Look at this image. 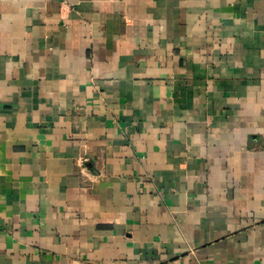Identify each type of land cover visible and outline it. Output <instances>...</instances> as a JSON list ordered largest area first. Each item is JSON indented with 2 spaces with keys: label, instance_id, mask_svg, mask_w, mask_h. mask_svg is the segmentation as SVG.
Returning a JSON list of instances; mask_svg holds the SVG:
<instances>
[{
  "label": "crops",
  "instance_id": "obj_1",
  "mask_svg": "<svg viewBox=\"0 0 264 264\" xmlns=\"http://www.w3.org/2000/svg\"><path fill=\"white\" fill-rule=\"evenodd\" d=\"M0 264H264V0H0Z\"/></svg>",
  "mask_w": 264,
  "mask_h": 264
}]
</instances>
